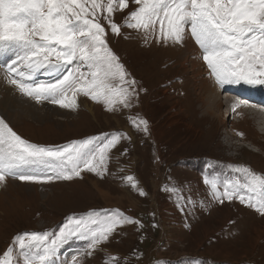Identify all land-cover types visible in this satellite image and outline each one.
<instances>
[{
	"label": "rangeland",
	"instance_id": "obj_1",
	"mask_svg": "<svg viewBox=\"0 0 264 264\" xmlns=\"http://www.w3.org/2000/svg\"><path fill=\"white\" fill-rule=\"evenodd\" d=\"M138 7L128 0L127 8L114 12L112 20L120 26L119 35L104 19L107 13L99 14L108 47L123 64L126 79L136 82L130 107L117 104L108 110L103 101L97 103L80 94L78 107L62 108L48 100L37 103L20 92L27 102L42 104L32 108L39 113L48 111L46 105L58 107L56 116H64L63 120L22 117L10 122L0 112L19 136L45 147H64L91 137L106 142L113 133L126 134L110 150L102 177L88 171L72 180L51 183L8 177L0 186V254L18 233H57L70 217L119 209L139 223L117 227L91 256L84 251L88 241L73 237L59 248L54 264H72L73 255L77 264H106L109 256L118 258L115 264H264V215L235 198H223L221 203L199 175L207 169L203 162L213 167L206 173L216 170L221 175L225 170L228 179L242 182L243 173L237 169L247 167L264 175L263 126L252 119L237 122L241 117L237 111L227 118L228 102L223 97L214 101L222 107L216 108L213 117L203 116L188 69L180 66L186 37L190 46H199L190 29L184 42L174 43L160 37L159 24L155 34L129 28L125 19ZM189 57L192 59L191 54ZM13 58L0 54V72L5 76L0 81V97L13 86L8 83L7 67ZM203 65L202 73L210 71L205 61ZM76 66L68 65L66 70ZM79 66L87 71L83 64ZM51 77L41 72L37 79ZM83 103H87L86 109L81 108ZM137 118L147 120V132L142 126L134 127L132 121ZM127 176L134 178L135 187ZM171 187L179 193L168 191ZM218 191H224L222 185Z\"/></svg>",
	"mask_w": 264,
	"mask_h": 264
},
{
	"label": "snow or ice",
	"instance_id": "obj_2",
	"mask_svg": "<svg viewBox=\"0 0 264 264\" xmlns=\"http://www.w3.org/2000/svg\"><path fill=\"white\" fill-rule=\"evenodd\" d=\"M139 7L129 13L125 25L159 35L165 41L182 43L187 29L202 50L203 60L215 83L264 85V0H133ZM128 7V0H0V54H11L8 83L37 103L48 100L62 108L78 107L77 96L103 101L108 110L117 104L131 106L135 80L127 73L105 40L100 13L113 33L120 26L114 12ZM91 17V18H90ZM77 64L75 69L66 66ZM83 64L87 71H82ZM66 70V71H65ZM44 72L53 77L40 81ZM118 82V83H115ZM71 93V95H69ZM239 105L234 104L233 110ZM134 127L148 131L145 119ZM126 134L116 132L106 142L101 137L73 141L64 147H45L19 136L0 117V186L8 177L33 183L72 180L84 171L103 176L109 152ZM38 170H46L44 172ZM244 179H206L216 199L241 203L264 215V175L244 167ZM126 179L133 182L134 178ZM224 191H218L219 186ZM170 192L179 193L171 187ZM141 195L145 193L141 190ZM182 198V197H181ZM139 223L119 209L92 210L70 217L57 233H18L13 244L0 254V264H54L59 248L76 237L88 241L84 251L91 256L117 227ZM142 226V225H141ZM109 256L106 264H115ZM77 264V256H72ZM163 264V262H158Z\"/></svg>",
	"mask_w": 264,
	"mask_h": 264
},
{
	"label": "bare ground",
	"instance_id": "obj_3",
	"mask_svg": "<svg viewBox=\"0 0 264 264\" xmlns=\"http://www.w3.org/2000/svg\"><path fill=\"white\" fill-rule=\"evenodd\" d=\"M187 37H186L187 46H185L184 48L182 54L183 61L181 60L182 62H180V66L184 69L185 68L188 69L187 73L189 74L190 77L189 79H191L194 89L197 92V97H198V101L200 102L203 116L213 117L216 108L220 109L222 107V104L221 105L216 104L214 103V101L217 98L220 99L221 97H223L228 102V104L225 105L228 111L227 118H229L231 113L237 111L238 116L241 115V117H239L237 122L240 121V118L249 119V120L252 119L254 121H257L256 125H259L260 123V125L263 126L261 130L264 131V110L262 107H260V106H264L263 104L264 85L236 84V85H225L223 88H221L215 83L214 79L210 76L209 74L210 71L204 73L205 70L203 68L204 60L202 56V50L199 48V46L196 47L190 46L189 43L191 41ZM189 54H191L192 59L189 57ZM205 66H206V62H205ZM202 70L204 71L203 73L201 72ZM4 78L5 76L1 75L0 72V81L3 80ZM233 87H235L236 89L231 90ZM2 90L0 89V95L2 93ZM18 91L15 88V86H10L4 90V96L0 97V112L2 111L4 114L3 116H5L10 122H13V120L16 118H22V117L23 119L25 117H29L34 120H40L43 117L45 118L51 117L53 119L56 118L59 120H63L64 116H59V118H57L58 116H56L58 114L55 112V110L59 109L58 107L56 106L52 107L50 105H46L45 108L51 112L45 111V113H39L32 109L33 106L36 105V103L32 101H28L29 102L28 103L27 99L23 98L20 95V92ZM232 92H237L240 95L239 96L238 94H236L239 100L232 98L236 103H239V106L235 110H233V105L236 103L231 99V97L233 96L229 95ZM41 105L42 104L39 105L37 104L35 107L40 108L42 107ZM87 107H88L87 103H83V106L81 108L86 109ZM15 108H17L16 111L13 110ZM236 137L242 138V136H238V135H236ZM12 184H15L14 187H18V188L20 187V189L23 188V186L21 184H18L17 182H12ZM26 190L27 189H25L24 191Z\"/></svg>",
	"mask_w": 264,
	"mask_h": 264
},
{
	"label": "crops",
	"instance_id": "obj_4",
	"mask_svg": "<svg viewBox=\"0 0 264 264\" xmlns=\"http://www.w3.org/2000/svg\"><path fill=\"white\" fill-rule=\"evenodd\" d=\"M172 165H174V164H172Z\"/></svg>",
	"mask_w": 264,
	"mask_h": 264
}]
</instances>
